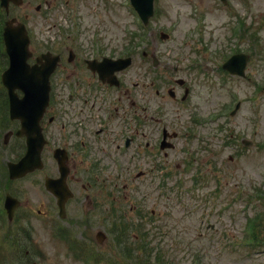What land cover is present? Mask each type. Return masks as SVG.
<instances>
[{"label": "rangeland", "instance_id": "obj_1", "mask_svg": "<svg viewBox=\"0 0 264 264\" xmlns=\"http://www.w3.org/2000/svg\"><path fill=\"white\" fill-rule=\"evenodd\" d=\"M73 5L77 12L63 3L53 4L49 21L39 16L35 5L22 6L16 14L22 17L28 11L34 16L31 24L46 32L49 22L63 25L61 31L75 30L71 17L74 21L78 15L76 30L88 29L91 35V29L101 28L104 40L116 47L126 45L130 31L142 22L130 0H76ZM154 9L146 35L152 38L147 47L136 51L131 77L139 80L148 67L139 54L155 47L166 78L167 73L185 78L193 93L189 104L169 114V127L176 128L177 114L183 126L176 149L168 157L161 155V160L172 167L168 172L176 174L162 182L157 177L155 187L143 189L146 203L128 196L122 212L128 220L125 224L136 223L130 210L134 206L136 213L153 216L157 226L155 230L147 226L152 231L145 241L151 239V246H158L167 259L159 264H264V243L255 246L248 230V219L263 214L254 229L261 227L259 234L264 238V0H228L226 4L222 0H155ZM240 18L247 27L242 38L235 28ZM164 33L169 34L167 39ZM248 34H255L257 44ZM239 47L250 55L245 78L222 70V61ZM194 61L201 70H196ZM238 101L240 108L230 114ZM193 117L201 122L195 124ZM186 127L193 128V136L185 134ZM153 133L156 139L158 131ZM4 134L0 135V182L6 173L3 163L15 155L4 144ZM243 138L252 142L245 145ZM199 170L204 176L195 182ZM43 181L40 171L8 188L0 184V212L7 191L21 198L14 219H7L6 211L0 213V264H157L155 250L146 256L141 248L143 236L137 234L138 228L126 236L133 255L128 248H120L111 228H122V224L100 222L103 210L97 212L95 225H76L73 205L67 207L69 217L60 219L54 195ZM102 203L109 216L119 211L110 207L115 205L113 198ZM60 226L70 229L71 239L57 235ZM100 230L103 240L97 237Z\"/></svg>", "mask_w": 264, "mask_h": 264}, {"label": "flooded vegetation", "instance_id": "obj_2", "mask_svg": "<svg viewBox=\"0 0 264 264\" xmlns=\"http://www.w3.org/2000/svg\"><path fill=\"white\" fill-rule=\"evenodd\" d=\"M23 2L26 7L36 5L39 16H47L48 20L53 4H67L72 0ZM30 18L28 15L30 62L44 63L46 60L41 55L47 53L57 59L49 76V105L41 119L47 142L42 153L45 164L40 171L45 180L47 176L60 175L61 163L66 166L65 182L73 196L65 205L66 208L73 205L76 225H95L97 212L101 210L104 219L100 222L111 223L118 217L113 213L122 217L128 196L132 200L139 195L134 190L155 187L158 172L155 154L165 152L160 149L161 136L164 131L169 135L177 133L168 124L161 61L158 59L150 76L145 69L139 74V80L133 81L130 66L127 69L114 67L116 58L129 53L124 54L121 47L114 48L105 41L101 28L97 31L98 38L92 29L91 35L87 34L88 29L57 31L59 23L56 22H49V32H46L36 29ZM143 54L158 56L155 47ZM177 86L189 87L185 83ZM172 101L178 103L180 98L174 96ZM173 121H176L175 127H180L179 114ZM18 126L19 121L12 122L6 131L7 143L12 142L11 150H18L16 159L26 152V139L16 134ZM153 130L158 131L156 139ZM172 144L175 148L176 141ZM107 197L113 198L115 203L110 207L119 208L112 211L113 218L106 214L108 207L102 203ZM55 201L57 204L56 198Z\"/></svg>", "mask_w": 264, "mask_h": 264}, {"label": "water", "instance_id": "obj_3", "mask_svg": "<svg viewBox=\"0 0 264 264\" xmlns=\"http://www.w3.org/2000/svg\"><path fill=\"white\" fill-rule=\"evenodd\" d=\"M7 1L8 0H2L4 4H7ZM152 1L153 0H134V3L141 10L145 19L152 13ZM145 7L149 9V12L146 13ZM26 34V29L22 26L16 29H7L5 32L7 48L10 54V60H12L8 71L13 72V77L8 83L11 94V115L13 117L18 116L22 118L24 129L21 130V134H25L28 138L27 155L19 160L17 164L10 163L9 170L12 177L26 174L29 170L38 168L42 165V161L40 160L42 138L40 127H38L37 123L45 109L49 97V85L47 81H45V77L47 78L48 75L45 73L43 76H40L39 72H33L27 65L28 37ZM18 42H20V44H18ZM232 60L233 59H229L226 67L229 68L233 64V67L237 68L234 71L237 73L242 72L244 65L240 64L239 66L235 61L231 62ZM36 77H38V80L35 81ZM15 87H20L23 90L25 93L23 98H19L17 93L13 92ZM34 129L36 131L35 136L33 135ZM52 180H46L47 187L61 196L59 185L53 183ZM7 196L5 207H7L9 217H11L17 205V200L10 195Z\"/></svg>", "mask_w": 264, "mask_h": 264}]
</instances>
